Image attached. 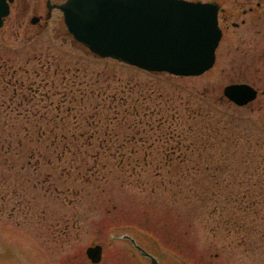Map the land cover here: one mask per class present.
<instances>
[{
  "label": "rangeland",
  "instance_id": "obj_1",
  "mask_svg": "<svg viewBox=\"0 0 264 264\" xmlns=\"http://www.w3.org/2000/svg\"><path fill=\"white\" fill-rule=\"evenodd\" d=\"M201 1L224 9L215 62L176 76L96 57L60 10L45 19L44 0H13L0 27V264H150L126 235L159 264H264V0ZM233 82L256 98L230 102Z\"/></svg>",
  "mask_w": 264,
  "mask_h": 264
},
{
  "label": "water",
  "instance_id": "obj_2",
  "mask_svg": "<svg viewBox=\"0 0 264 264\" xmlns=\"http://www.w3.org/2000/svg\"><path fill=\"white\" fill-rule=\"evenodd\" d=\"M9 2L0 0V27L9 13ZM51 6L60 9L67 32L91 54L148 72L198 76L213 66L222 35L216 2L64 0ZM222 94L235 105L244 106L256 98L257 89L233 82L222 88ZM125 238L149 258L150 264H159L133 238ZM85 253L92 263H98L102 246L90 245Z\"/></svg>",
  "mask_w": 264,
  "mask_h": 264
},
{
  "label": "flooded vegetation",
  "instance_id": "obj_3",
  "mask_svg": "<svg viewBox=\"0 0 264 264\" xmlns=\"http://www.w3.org/2000/svg\"><path fill=\"white\" fill-rule=\"evenodd\" d=\"M45 2H44V5H45V9H46V12H45V19H46V17H48L49 15H50V13H51V11L52 10H54V9H58L56 6H51V5H53V4H58V3H60V2H62V1H56V0H44ZM12 2H13V0H11V2H10V5L12 4ZM256 6H259L260 5V3L259 2H256V4H255ZM50 6V7H49ZM221 7V6H220ZM252 8H249V10H251ZM224 11V9H223V7H221V10H220V13L221 12H223ZM245 12V11H244ZM39 20H41V16L40 15H33L31 18H30V21L32 22V23H35L36 21H39ZM233 25H235V26H237L238 25V23H235V24H233Z\"/></svg>",
  "mask_w": 264,
  "mask_h": 264
},
{
  "label": "trees",
  "instance_id": "obj_4",
  "mask_svg": "<svg viewBox=\"0 0 264 264\" xmlns=\"http://www.w3.org/2000/svg\"><path fill=\"white\" fill-rule=\"evenodd\" d=\"M169 127H170V126H169ZM167 132L170 133L171 131L169 130V131H167ZM174 134L177 135V133H174ZM178 140H179V139H178ZM180 147H181V144H180ZM179 152H183V151H179ZM121 161L123 162L122 159H121ZM171 163H172V160H170V159H169V160L166 159L164 163H161V162H160V166H161V167H163V166L166 167V166L170 165Z\"/></svg>",
  "mask_w": 264,
  "mask_h": 264
}]
</instances>
